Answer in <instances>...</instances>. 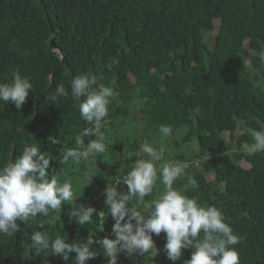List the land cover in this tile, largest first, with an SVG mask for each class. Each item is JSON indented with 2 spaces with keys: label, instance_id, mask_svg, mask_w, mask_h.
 <instances>
[{
  "label": "trees",
  "instance_id": "1",
  "mask_svg": "<svg viewBox=\"0 0 264 264\" xmlns=\"http://www.w3.org/2000/svg\"><path fill=\"white\" fill-rule=\"evenodd\" d=\"M41 1L0 0V83L10 82L16 71L33 84L21 109L0 101V167L10 160L12 142L22 128L12 160L37 145L51 155L49 179L56 176L63 183L69 177L74 199L61 212L18 220L21 231L11 237L0 235V264H74L75 253L68 261L50 250L37 253L30 240L35 231L66 242L114 239L105 189L127 191L122 180L141 159L133 153L140 141L157 149L160 143L171 144L172 134L167 141L155 137L161 125H171L172 133L189 127L183 140L194 136V156L206 157L208 164L198 171L199 163L194 166L188 155H169L186 164L173 187L224 213L240 237L234 247L241 264H264V152L249 154L243 147L254 142V130L264 129V87L259 83H264V61L259 58L264 53V0ZM53 35L55 49L49 44ZM244 49L250 52L246 58ZM88 73L97 76L94 88L104 84L115 93L101 129L106 150L92 154L89 169L71 159L63 162L67 150L95 139L85 135L91 125L79 115L84 97L72 96L70 87L72 79ZM61 83L69 95L54 100ZM137 120L145 130L133 124ZM238 127L243 132L235 135ZM222 132H228L229 141ZM206 172L212 173L211 179ZM86 176L91 183L80 188V177ZM118 177L121 183L114 185ZM163 187L158 180L145 201L157 198ZM89 194L96 213L91 224L80 226L67 214ZM135 204L133 198L130 206ZM140 210L147 215L142 206ZM153 240L161 250L157 256L120 253L117 264H173L162 250L165 234L153 235ZM93 248L98 255L86 264H108L102 247ZM193 250H183L175 264L190 259Z\"/></svg>",
  "mask_w": 264,
  "mask_h": 264
},
{
  "label": "clouds",
  "instance_id": "2",
  "mask_svg": "<svg viewBox=\"0 0 264 264\" xmlns=\"http://www.w3.org/2000/svg\"><path fill=\"white\" fill-rule=\"evenodd\" d=\"M259 58L264 61V53ZM95 85L97 76L91 73L81 74L70 83L71 95L78 100L84 97L79 104V115L91 125L85 129V135L95 139L86 147L81 142L80 147L67 150L63 156L65 163L69 159L78 163L90 154H102L106 150V137L101 129L115 93L111 86L100 84L94 88ZM32 89L33 84L27 77L13 71L10 82L0 83V101L11 103L19 110ZM68 95L61 83L51 98L55 100ZM194 111L199 115V108ZM172 131L171 125H161V141L166 140ZM252 139L254 142L248 148L249 154L264 152V129L254 130ZM141 151L149 158L135 161L131 171L124 176L122 182L127 191L107 186L104 192V204L114 220V239L103 237L89 238L86 243L79 240L66 242L61 237L50 238L43 230L35 231L30 236L35 251L50 250L52 255L65 261L75 253L74 264H86L98 255L93 245H100L108 264H117L120 253L128 257L149 253L152 258L157 256L161 250L156 247L153 235L159 236L163 232L166 242L162 250L173 264L180 260L185 249L194 250L183 264H241L239 252L234 247L240 242V237L234 234L224 213L215 206H204L195 197L189 198L173 187L175 181L185 174L186 164L169 161L158 167L157 162L165 155L163 144L157 149L145 141ZM51 160V155L41 152L40 147L33 144L25 148L19 158L0 167V235L11 237L21 231L18 220L25 223L38 214L47 216L50 210L61 212L62 205L74 199L71 182L61 183L56 176L49 179L46 170ZM158 180L164 186L163 191L157 198L146 202L145 197L153 193ZM133 198L136 204L130 206ZM140 206L147 215L142 213ZM94 213V207L76 204L67 215L69 220L84 226L93 222Z\"/></svg>",
  "mask_w": 264,
  "mask_h": 264
},
{
  "label": "rangeland",
  "instance_id": "3",
  "mask_svg": "<svg viewBox=\"0 0 264 264\" xmlns=\"http://www.w3.org/2000/svg\"><path fill=\"white\" fill-rule=\"evenodd\" d=\"M214 25H215V29L213 30V32H210L207 34L208 44H212V42H213V35L215 33L217 23L215 22ZM244 46H246L245 41H244ZM244 51H245V55H246L245 58H246L250 55V52L247 49H244ZM253 73H255V72L253 71ZM260 77H262V75H260ZM259 83L261 84L262 87H264V83L261 80L259 81ZM135 122L139 123V120L133 121V124ZM128 123H131V120H128ZM126 125H128V124H126ZM139 125H140L139 130H145V127L143 125H141L140 123H139ZM135 126H138V125L136 124ZM188 130H189V127H186L184 125L181 127H178L177 130L174 133H172V136L170 137L171 144H169V142L160 143V146L163 144V146L165 148V155H164L163 160L158 162V167L160 165H162L163 163H166L169 161L181 162L182 160L174 159L172 156H169V155H173L174 153H183V154L188 155L190 158H192V160L190 162H193V165L195 162H197V164L199 163V166L197 165L198 167L195 166L196 167L195 169H197L198 171H204L205 168H208L206 157L194 156V153H196L198 151L196 138L194 136H192L186 141L183 140V137L187 133ZM242 132H243V129L238 127V129L235 131V135L241 134ZM222 136H223L225 141H229L228 132H222ZM155 137L159 138L160 134L157 132V134H155ZM141 145H142V142L140 141L139 146L134 148L133 153H135L138 156H141V159H148L149 157L147 156V154H145L141 151ZM249 146H250L249 144L243 143L244 148L248 149ZM91 156H92V154H90L87 159H82L80 162H78V166L79 167L84 166L85 168L89 169L91 165H90V163H88V160L91 158ZM104 164L105 163L102 162L101 166H104ZM241 165H246V163L241 162ZM205 177L207 179H211L212 173L206 172ZM190 179H191V181L189 182V185H192L194 183V180L192 178H190ZM67 181H69V177H67ZM90 181L91 180L87 176L86 177H80V181L78 182V183H80L79 187L81 188L82 185H85L86 187H88L91 183ZM77 185L78 184H76V186Z\"/></svg>",
  "mask_w": 264,
  "mask_h": 264
},
{
  "label": "water",
  "instance_id": "4",
  "mask_svg": "<svg viewBox=\"0 0 264 264\" xmlns=\"http://www.w3.org/2000/svg\"><path fill=\"white\" fill-rule=\"evenodd\" d=\"M39 3H40V5L42 4V1L41 0H39ZM54 39H55V36L53 35L51 38H50V42H49V44H50V46H52L54 49L56 48V45H55V41H54ZM35 119V118H34ZM22 128L20 129V131L18 132V134L16 135V137L14 138V140H13V142H12V145H11V151H10V160H12V155H13V151H14V146H15V143H16V141H17V139H18V137H19V135L22 133ZM9 160V161H10ZM18 223V222H17Z\"/></svg>",
  "mask_w": 264,
  "mask_h": 264
},
{
  "label": "built area",
  "instance_id": "5",
  "mask_svg": "<svg viewBox=\"0 0 264 264\" xmlns=\"http://www.w3.org/2000/svg\"><path fill=\"white\" fill-rule=\"evenodd\" d=\"M119 183H121V179L118 177L115 181H114V185H118ZM103 192V189L98 191L97 194L100 195L101 193ZM90 194H92V191L90 190ZM90 194H89V198L82 202L80 205H83L85 207H88V206H92L94 207V204H93V197H90ZM95 208V207H94Z\"/></svg>",
  "mask_w": 264,
  "mask_h": 264
}]
</instances>
